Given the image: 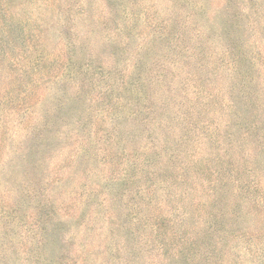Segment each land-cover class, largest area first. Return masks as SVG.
I'll list each match as a JSON object with an SVG mask.
<instances>
[{
    "label": "rangeland",
    "instance_id": "1",
    "mask_svg": "<svg viewBox=\"0 0 264 264\" xmlns=\"http://www.w3.org/2000/svg\"><path fill=\"white\" fill-rule=\"evenodd\" d=\"M0 264H264V0H0Z\"/></svg>",
    "mask_w": 264,
    "mask_h": 264
}]
</instances>
